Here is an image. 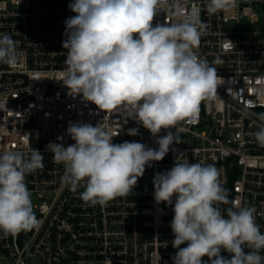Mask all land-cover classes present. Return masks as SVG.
<instances>
[{
	"label": "built area",
	"instance_id": "obj_1",
	"mask_svg": "<svg viewBox=\"0 0 264 264\" xmlns=\"http://www.w3.org/2000/svg\"><path fill=\"white\" fill-rule=\"evenodd\" d=\"M72 2L0 0V33L18 41L19 52L15 66L0 63V153L28 156L35 148L44 154V167L26 176L39 227L16 236L0 233V264H30L33 259L41 264H101L105 259L112 264H173L174 213L155 202L153 178L170 170L181 153V160L214 165L229 200L219 205L221 211L254 206L264 233V147L253 136L264 123L257 117L264 113V25L257 12H264V0H235L228 10L212 15L206 10L208 0H179L185 14L199 9L206 28L196 51L216 68L221 84L201 101L195 120H182L171 129L180 143L146 168L134 191L105 205L80 198L83 182L75 191L64 182V166L54 162L48 143H60L62 137L65 147L73 144L66 132L70 123L99 124L112 133L113 143L136 141L157 148L158 137L131 119L124 106L100 111L69 94L63 84L62 42L65 20L76 15L68 8ZM176 3L162 0L153 24L176 22ZM217 58L220 62L212 63ZM131 128L139 134L128 135ZM166 134L161 130L159 136Z\"/></svg>",
	"mask_w": 264,
	"mask_h": 264
},
{
	"label": "clouds",
	"instance_id": "obj_2",
	"mask_svg": "<svg viewBox=\"0 0 264 264\" xmlns=\"http://www.w3.org/2000/svg\"><path fill=\"white\" fill-rule=\"evenodd\" d=\"M161 2L73 0L68 5L76 14L65 20L62 42L66 50L63 84L69 94L80 95L100 111L124 106L131 119L158 137L157 148L136 141L113 143L112 133L99 124L70 123L66 132L74 143L65 147L58 137L61 142H49L46 149L54 162L63 164V180L73 191L83 182L80 198L85 203L105 205L133 192L146 168L162 161L171 146L180 143L171 129L182 120H195L201 101L216 94L221 84L216 68L196 51L206 28L199 9L185 14L177 0V21L154 25ZM234 3L208 0L206 10L212 15ZM18 58V41L0 33V63L15 66ZM219 62L217 58L212 63ZM257 117L264 121V113ZM161 130L167 134L159 136ZM138 134L137 128L128 130V135ZM253 136L264 147V123ZM181 155L170 170L153 178L155 202L170 206L174 213L170 223L172 247L177 249L173 264H264L260 254L264 233L256 223V208L237 206L222 212L219 205L229 200L218 169L181 160ZM43 161L44 154L35 148L28 156L19 151L0 153V233L4 237L39 227L26 176L42 169Z\"/></svg>",
	"mask_w": 264,
	"mask_h": 264
},
{
	"label": "rangeland",
	"instance_id": "obj_3",
	"mask_svg": "<svg viewBox=\"0 0 264 264\" xmlns=\"http://www.w3.org/2000/svg\"><path fill=\"white\" fill-rule=\"evenodd\" d=\"M257 12L261 15V20H260V25H264V20H263V16H264V12H262L260 9L257 10ZM30 264H41L38 260L33 259Z\"/></svg>",
	"mask_w": 264,
	"mask_h": 264
},
{
	"label": "snow or ice",
	"instance_id": "obj_4",
	"mask_svg": "<svg viewBox=\"0 0 264 264\" xmlns=\"http://www.w3.org/2000/svg\"><path fill=\"white\" fill-rule=\"evenodd\" d=\"M226 47H227V45H226Z\"/></svg>",
	"mask_w": 264,
	"mask_h": 264
}]
</instances>
